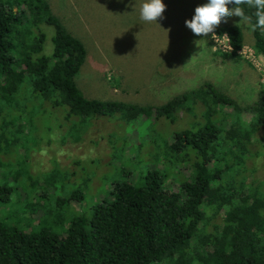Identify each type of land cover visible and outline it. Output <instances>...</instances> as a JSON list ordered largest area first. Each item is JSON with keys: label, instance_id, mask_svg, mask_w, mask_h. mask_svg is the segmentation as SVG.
Here are the masks:
<instances>
[{"label": "trees", "instance_id": "trees-1", "mask_svg": "<svg viewBox=\"0 0 264 264\" xmlns=\"http://www.w3.org/2000/svg\"><path fill=\"white\" fill-rule=\"evenodd\" d=\"M244 10L255 23L254 10ZM221 24L215 32L231 47L221 56L240 60L243 30ZM250 31L253 52L264 58V32ZM86 60L85 45L49 0H0V168L13 151L24 169L13 176L23 192L13 205L21 219L0 216V264H264V185L255 176L264 159V90L243 106L209 82L160 107L88 99L76 83ZM179 114L192 117L190 128L166 135L159 120L171 125ZM101 122L118 135L103 133L95 144L129 166L106 198L73 215L72 205L102 184L110 160H86L95 171L88 192L56 185L65 174L77 177L81 160L57 162L37 178L24 164L31 147L80 145ZM139 130L149 136L127 139ZM5 185L0 196L13 193Z\"/></svg>", "mask_w": 264, "mask_h": 264}, {"label": "rangeland", "instance_id": "rangeland-1", "mask_svg": "<svg viewBox=\"0 0 264 264\" xmlns=\"http://www.w3.org/2000/svg\"><path fill=\"white\" fill-rule=\"evenodd\" d=\"M49 2L64 25L86 47L87 60L76 78V83L88 99L160 107L171 97L209 82L243 106L251 103L261 88L264 90V58L253 52L251 31L247 25L243 23L240 25L245 37L244 47L239 53L240 60L222 57L221 53L229 52L219 49L211 34L197 37L185 26V21L194 16L195 8L208 3V0H163L167 5L163 14L166 19L158 20L157 23H144L140 20L139 8L145 0H49ZM240 19L233 18L225 25H236ZM221 26L223 24L216 29ZM215 34L217 35L216 32ZM50 38L51 34L48 35L45 45L48 53L52 49ZM195 40H201L199 47L193 43ZM227 110L233 114L232 109ZM241 116L245 122L249 121V115L243 113ZM177 117L178 120L171 125L165 123L163 119L159 120L163 123L166 135L183 127L190 128L191 122L188 121H191L192 117H184L183 114ZM106 123L101 122L96 128H92L88 138L80 145L73 147L53 143L55 146L44 148L43 153H33V147L28 152L29 163L28 166L25 163L24 168L27 170L29 167L35 178L43 176L37 172H47L53 167L56 169L57 162L61 166L69 165L70 160L77 162L81 160L84 163H80V173L78 172L77 177L68 179V175L65 174L64 183L58 179L61 184L56 185H61L62 191L65 192H72L78 188L84 192L85 189L87 192L91 190L89 179L95 171H92L91 164L86 161L88 158H101V166L110 160L108 170L102 174V184L96 182L93 185L95 190L90 192L93 196H84V202L72 205L73 215L87 213L94 203L106 198L112 184L122 178L119 171L129 166V163L121 162L122 158L119 159L116 153L104 157L106 147L101 144L102 142L95 144L101 134L108 132L115 134L116 140L118 130H114L112 123ZM241 129L244 132L247 126L244 128L241 126ZM147 136L149 135L143 138V133L139 130L138 133L133 132L126 138L133 142L140 139L138 142L140 143ZM36 139L43 143L41 137ZM13 153V151L9 153L8 162L0 168V186L6 184L7 188L13 190L12 194L5 196L3 193L0 196V216L6 217L8 223L21 219L13 205L19 203V195L23 194L19 192L20 185L14 182L13 176L24 169L18 158L13 162ZM143 163H140L141 169L156 168L155 163L146 162L145 165ZM257 165L255 176L264 185V159H258ZM67 172L69 169L65 171ZM22 220L24 226V223L29 221L27 218Z\"/></svg>", "mask_w": 264, "mask_h": 264}, {"label": "clouds", "instance_id": "clouds-1", "mask_svg": "<svg viewBox=\"0 0 264 264\" xmlns=\"http://www.w3.org/2000/svg\"><path fill=\"white\" fill-rule=\"evenodd\" d=\"M233 5V7H229ZM245 6L254 10L256 22L252 23V16L246 15ZM167 5L163 0H145L139 8V18L144 23H157L158 20L166 19L163 15ZM231 17L241 18L236 23L240 27L241 23L247 25L252 31L259 29L264 32V0H208V3L198 5L195 8L194 16L185 21V26L191 30L194 36L212 35L215 39V29L226 23ZM201 40L193 41L198 47Z\"/></svg>", "mask_w": 264, "mask_h": 264}, {"label": "built area", "instance_id": "built-area-1", "mask_svg": "<svg viewBox=\"0 0 264 264\" xmlns=\"http://www.w3.org/2000/svg\"><path fill=\"white\" fill-rule=\"evenodd\" d=\"M213 40L214 43L219 46V49H222L224 52H230L231 47L229 45V41L226 35H222V36L216 35L215 39Z\"/></svg>", "mask_w": 264, "mask_h": 264}]
</instances>
